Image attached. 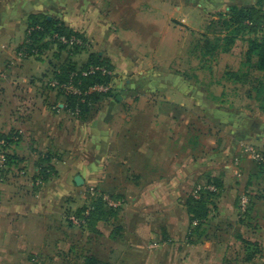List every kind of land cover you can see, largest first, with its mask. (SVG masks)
<instances>
[{"label": "rangeland", "instance_id": "1", "mask_svg": "<svg viewBox=\"0 0 264 264\" xmlns=\"http://www.w3.org/2000/svg\"><path fill=\"white\" fill-rule=\"evenodd\" d=\"M234 1L238 7L256 6L264 13V0ZM72 3L87 5L81 0L80 2L74 0ZM90 3L92 6L89 4L84 8L91 9L95 17L98 14L97 33L108 29L115 32L118 44L120 43L117 46L126 55L127 60L132 61V69L119 71L104 54L106 48L103 45L100 47L99 42L92 37L91 41L89 36L87 38L85 36V42L76 47L59 42L54 32L37 39L35 44L38 53L17 60L16 50L13 48L3 61L4 70L0 72L4 75L2 79L0 77V89L3 90L0 105V133L21 132L19 137L15 135L11 138L7 152L11 156L18 153L23 157L24 164H27L18 167L19 161L11 158L6 171L0 176L3 200L8 202L16 190H19L21 184L17 182L15 172L21 169L26 173L41 172L42 177L46 173L45 181H49L47 185L50 188L60 181L66 171L69 172L70 164L74 163V167L77 164H85V168L76 169L74 175L82 176V182L77 184L74 180L71 190L57 197L62 203V209L56 219H61L63 224L58 225L54 214L52 216L45 214L38 219L41 223L47 221L52 224L47 226L48 228L46 224L20 222L22 220L18 218L10 221L8 214L0 215V264H87L84 256L88 255L107 261L108 264H182L183 255H186L191 248L192 257L186 264L202 263L203 257L199 254L202 253L200 250L203 248L204 239L199 240L200 235L196 234H192L188 239L189 218L188 213L185 212L188 196L194 194L197 186L213 184L208 182L212 177L207 170L217 169L219 163L215 161L216 154L230 150L228 152L243 154L248 160L257 164L254 154L262 152L263 149L253 141L236 139L227 124L216 120V110L208 108L205 115L193 100L185 111L175 106L172 109L166 108L167 103L172 102V99L176 100V95L168 91L151 90L154 84L148 81L150 80L148 76L155 75L157 70L171 68L176 73L191 79V89L196 97L207 91L209 98L219 96L224 98L220 106L228 112L239 109H250L254 112L261 110L262 114L258 116L264 118V109L259 107L260 103L247 94L254 82L258 79L264 81V71L243 64L248 41L260 37L261 34L242 32L226 51L218 48L210 55H205L203 51L207 46V40L223 38L230 29V26L228 27L224 22L231 15L227 0H91ZM59 8L62 9L56 7V10ZM63 14V10L60 15L52 13L54 17L59 18H54L55 20L68 24ZM29 27L27 22L20 43ZM98 52L103 53L98 54ZM93 53L106 59L111 66L108 67L111 78L105 83L110 88L108 93L112 96L111 102L115 101L116 95L123 97L120 115L125 120L129 118L131 122L127 129L128 138H132L135 132L146 130L148 134L144 133L140 138L141 141L148 143V148H152L155 152H163L166 156L174 152L177 156L176 159H165L153 165L156 168L163 166L178 171V168L184 169L183 156L187 157L190 154L196 161L185 162V168L188 167L191 172L187 180L183 182V177H176V182L179 180L177 183L179 190L173 193L151 192V188L146 185L154 179L150 177L152 172L142 169L139 161L129 160L124 163L112 158L113 160L108 161V164L105 160L100 161L99 164L95 163L94 156L98 151L96 144L99 142L93 134L98 133V136L101 134V122L104 123L107 119L104 117L103 120L97 115L106 106L105 94H100L98 99L90 101L78 115H68L61 110L59 128L56 125L48 127L46 131L42 129L46 117L42 115L37 97L46 98L47 103L42 106H46L49 110H53V106L70 105L66 94L51 82L69 81L67 71L78 72L85 68L89 55ZM236 71L245 72L247 77L237 80L230 77L229 73ZM119 77L128 79L127 83L119 86ZM145 84H149L150 87H146ZM167 96L170 97L169 100L166 99ZM32 103L35 105L30 109ZM174 104L177 103L174 101ZM56 110L60 111L57 108ZM28 113L36 122L35 133L26 126L25 119L29 118ZM183 116L184 121L181 119ZM152 120L157 123L152 125ZM75 121L78 122L77 130L73 128ZM138 122L145 124L146 129L142 131ZM86 125L94 128L84 127ZM119 125H114L113 135L114 132L119 133L120 138L123 137L122 133L126 132H123L124 125ZM157 126L158 129H152ZM24 128L26 132L23 131ZM85 131L89 133L86 137ZM151 134L156 135V143L151 142ZM33 135L39 143L32 141ZM73 136H76V139L71 141L70 137ZM49 140L53 147L47 150L45 144ZM233 142L236 145L231 148ZM131 145H136L134 140L131 141ZM117 146V144L111 145L110 155L114 156L115 152L119 155ZM76 152L85 159L73 162L71 153ZM104 168L106 175L95 178L94 174ZM161 171L163 170L160 169L159 173ZM137 172L145 173V176H136ZM166 177L165 179H168L171 176ZM54 178L56 182L51 183ZM91 188H94V191H91ZM95 192L109 196L108 198L113 201H120L115 208V214H109L108 218L99 221L94 229L90 224L82 226L70 224L69 216L76 214L80 208L98 198ZM142 192H146L145 199L142 197ZM43 197L41 199L33 194L28 199L38 200L41 203L48 201L47 196ZM216 199L217 197L214 201L218 202ZM215 210H210L209 217L212 214L216 215ZM14 216L13 214L10 218ZM116 226H121L123 229L119 232L116 230L115 234L118 237L109 240L110 231L114 232ZM214 227L211 225L208 229L210 237L207 240L210 239L212 242L215 232L221 235V230H214ZM37 231L40 232L37 234ZM232 234L235 233L224 230V235ZM239 242L240 240L237 239L231 246L235 249L239 247V250L236 257L230 259L235 264H247L245 251L240 247ZM69 246H72L71 252ZM205 248H208L210 253L207 264H215L217 250L215 244H209ZM77 254L79 257L76 256ZM255 262L264 264L263 259H255Z\"/></svg>", "mask_w": 264, "mask_h": 264}, {"label": "crops", "instance_id": "2", "mask_svg": "<svg viewBox=\"0 0 264 264\" xmlns=\"http://www.w3.org/2000/svg\"><path fill=\"white\" fill-rule=\"evenodd\" d=\"M72 1L74 0H0V72L2 73L4 70L5 63H3V61L6 59L7 55L10 54L11 49L14 48V50H16L18 45L20 44L19 41L22 39V35L26 23L29 21V17L32 14H42L45 15L47 18L56 19L57 17H54L52 13L55 12V14L60 15V13H62V10L64 13L63 16H65L68 21V24L64 23L66 27H69L74 31L81 32L84 36H86V38L87 36H89L88 38L91 41L92 38H94L96 42H99V46L103 45V47L106 48L104 54L109 57L108 59L111 60L110 62L115 65L119 71L125 72L132 69V61H128L126 55L122 53V51L117 46L120 45V43L118 44L119 41L115 32L108 29L107 31L104 30L102 32L97 33L98 26L96 24V19H98V14L95 17V13L91 11V9L85 10L84 8V6L86 7L89 4L90 6H92L90 3L91 0H81L87 5H80L79 3L75 4L72 3ZM78 2H80V0H78ZM56 7H61L62 9L60 10L59 8V10H56ZM101 53L103 52H98V54ZM136 61L137 60H135V62ZM142 61L144 62V60ZM120 67L122 70L120 69ZM162 70L155 71V75H149L148 78L150 80L148 81H152V83L154 84L153 89L151 90L161 92L168 91V93H174L176 95V100L172 99V102L166 104L168 105L165 106L166 108L172 109L175 106L178 108H182L185 111L188 108L187 105H190V101L193 100L194 104L200 107L204 111L205 115L208 112V108L211 110H216V120H220V122L227 124V126L230 128V131L232 132V135L236 139H245L247 141H253L256 145L264 149V118L258 116L259 114H262L261 110L254 112L250 109H231L232 111L228 112L220 106L222 104V100L224 101V98H220L219 96L217 98L210 97V99L207 94V91L200 97H196L193 93V90L191 89V79H189V77L180 75L171 68ZM3 76L4 75L0 74L1 79ZM127 81L128 79L124 80L122 79V77H119V86L123 85V83L125 82L127 83ZM145 86L150 87L149 84H145ZM2 97L3 90L0 89V105L2 104ZM105 97L106 106L102 111H99L97 115L102 119L104 117L107 119H103L105 121L104 123L101 122V134H99V136L98 133L95 135L93 134V137H95L96 141L98 140L99 142L96 144L98 146V151H96L97 153L94 156L95 163L99 164L100 161L103 160H105L107 163L108 161L110 162L111 160H113L112 158H114V160L119 159V161H124V163L129 160H133L135 162L139 161L141 162L140 167H142V169H146L147 171L149 170L150 172H152L150 173V177L154 179H151L149 185H146L151 188V192L153 191V193L159 194L162 192L173 193L175 190H179V185L177 184L179 180H177L176 182L175 179L176 177H183L182 179L184 182L185 180H187V178L191 176L190 169L188 167L185 168V162H196L193 157L190 154H188L187 157L183 156L182 161L184 163H182V167H184V169L178 168V171H174L169 168L166 169L163 166L162 168H156V166L153 165L155 162L157 163L165 159H176V154L172 152L171 154H168L166 156L163 152H155V150H153L152 148H148V143L141 141L142 139L140 138V136L144 133L148 134V131H143V129L145 128V124H143L142 122L138 123L140 124V128L143 132H135L132 138H128L129 134L127 129L129 127V124L131 125V122L129 118H126L125 120V118L120 115V111L123 105L121 100L123 97L121 95H116L114 102H111L110 100V98L112 97L111 94ZM37 98L40 101L38 105L41 106L42 115L46 117L45 123L42 124V129L44 128V131H46L48 127L56 125H58L57 128H59V117H62V115L60 114L61 111H57L54 108L53 110H49V108H47L46 106L43 107L42 104L47 103L46 98ZM166 99L169 100L170 97L167 96ZM174 101L177 104L173 105ZM33 103L30 104V109H32L35 105ZM28 117L30 118L29 113ZM29 118L27 119L26 117L25 119L26 126L29 128L30 131H33V133H35L34 127L36 126V122ZM181 119L182 121H184V116ZM156 123L157 122H155L154 120L151 121L152 125H155ZM118 124H120L119 126L124 125L123 132H126L122 133L121 136L123 137L120 138L118 137L119 133L116 134V132H114L113 135L114 125ZM77 127L78 122H73L74 130H77ZM84 127L90 129L94 128L93 126L88 127V125ZM158 127L159 126H157L156 128L152 127V129H158ZM24 130L25 128L23 129V131ZM75 134L77 135V131ZM86 135H89L87 131H85V137ZM151 135V142L156 143V135ZM74 139H76V136L70 137L71 141H73ZM36 140V136L33 135L32 141ZM132 140H134V144L136 145L130 146ZM36 142L39 143V141ZM116 144L118 145L117 149L119 155H117L115 152L114 156H112L110 155V147L111 145L115 146ZM235 145L236 144L233 142L231 144V148ZM45 146L48 150L50 149L49 147H53V144L49 140V142H46ZM161 146L163 147L164 145ZM228 151L220 152L214 157L215 161L219 163L216 167L217 169L207 170L210 176L220 183V190L218 195L216 196V200L218 202L215 201V207L213 208V210L216 209V215L214 216V214H212L211 217H209L208 223L205 226V231L199 237V240L204 239L203 248L200 250V252L202 253L199 254L200 257H203V259L202 263L199 264H207V258L210 256V253L209 249H206L205 247H207L209 244L211 245L212 243L215 244V248L217 249L215 251V264H235L232 261H229L227 263L224 262V258L228 257L230 259L231 257H236L239 247L237 246L238 249H235L231 246L234 245V242L237 239L240 240V237L242 239H245L246 241V244L242 243L240 247L244 249V254L247 255V264H261L256 263L255 259L264 260V173L260 170V168L255 162L248 160L245 155L233 154L232 152ZM15 155L13 156L14 159L16 161H19L20 164L19 166L17 165L18 167L27 165L24 164V159L22 156L20 157L18 153ZM71 157L73 162H78L85 159L82 158V156L79 155L77 152L74 154L71 153ZM145 162L151 163L146 164ZM73 164L74 163L70 164L69 172L67 173L66 171L59 182H56V178L52 179L53 181L51 183H56L54 184V187L50 188L47 185L49 181H45L46 179H41L37 171H33V173L28 171L29 173H26L25 170L21 169L18 172H15L17 174L15 178L17 182L21 184L20 188L18 191L16 190L12 198H9L8 202L3 200V197L1 195L2 191L0 190V215L8 214L11 217V215L14 214V218L9 217L10 221H12V219L18 218V220H22L20 222L25 221V223L35 222L36 224H46L45 226L46 228H48L47 226H50L52 224H49L47 221L41 223L38 221V219H41L40 217H44L45 214L49 216H52L54 214L55 221H58V225L63 224L61 219H56L62 209V203L57 197L62 195V193L71 190V188L73 187L72 185L74 184V175L76 169L85 168V164H77L75 167ZM155 169L156 171H154ZM160 169L163 171L164 169H166L167 172L161 171L159 173ZM88 170L89 169L87 168V172ZM207 172L206 174H208ZM146 174H149V172H146ZM94 175L95 178L97 176L99 177L101 175H106L105 168L101 169V172L98 171ZM135 175L145 176V173L143 174L141 172H137L135 173ZM166 176H171L169 178L172 179H165L167 178ZM81 178L83 177L81 176ZM243 193H246L249 198V203L245 210L246 213H244L240 209L238 204L239 196ZM33 194L39 196V198L41 199L43 196H47L48 201L45 200V202L41 203L38 202V200L34 201L28 199V197L33 196ZM142 194L143 199H145L146 192H142ZM211 225L215 226L214 230H221V235H219L217 232L213 234V240L215 242L210 241V239L207 240L210 237L208 229L209 227H211ZM116 227L117 228L114 230V232L112 230L110 231L111 233L108 237L109 240H114L116 237H118L115 234L117 233L116 230L119 232L123 229V227L121 226ZM224 230L233 231V233L235 234L226 236L224 235ZM39 232L40 231H37V234ZM120 237L122 236L120 235ZM191 257L192 248L191 250L188 249L186 255H183L181 263L186 264V262H189V259Z\"/></svg>", "mask_w": 264, "mask_h": 264}, {"label": "trees", "instance_id": "3", "mask_svg": "<svg viewBox=\"0 0 264 264\" xmlns=\"http://www.w3.org/2000/svg\"><path fill=\"white\" fill-rule=\"evenodd\" d=\"M230 4V12L231 15L228 20H224L225 24L230 28L228 30V33H226L223 38H215L213 41L207 40V46L205 47V50L203 51V54L210 55L215 49H222L223 51H226L229 49L228 47L230 44H233L236 38L240 35L242 32H260V37L252 38L248 41L247 48L244 52V65H248L250 67H253L257 70L264 71V32H262V24H264V13L260 10V8H256V6H236V3L234 0H227ZM28 25L30 27L40 25L42 29H33L31 30V33L29 34V37L31 39L30 48L36 47L35 42L38 38H43L45 36L51 35L53 32L57 33L59 35H65L66 37H70L71 35H74L82 40V44L85 42V36L78 31H74L71 28L66 27L62 22H58V20H55L53 18H47L46 16L42 14H32L29 17ZM26 38V35H25ZM18 45L17 49L24 44V40ZM220 40L222 43H220ZM61 42V41H59ZM82 44H72V46L79 47ZM65 45V43H64ZM67 45V44H66ZM16 49V50H17ZM88 65H100V66H106V68L111 67L109 62L106 59H103L100 55L93 53L90 54L87 60V64L84 66L85 68L88 67ZM87 66V67H86ZM84 69V68H83ZM82 69V70H83ZM81 71V70H80ZM80 71H67L69 79H70V73L75 72L74 76L72 77L71 81L82 91L86 90L90 85H93L95 83H105L110 80L111 76L109 74H102L100 71H95L94 73L88 74L86 76H83ZM230 77L233 79H245L247 77V74L245 72H231L229 73ZM64 79V78H63ZM68 81V80H67ZM65 80V82H67ZM251 90L253 92L251 93ZM109 90L106 92H92L90 94H86L82 96L84 99L83 101H80L82 98L77 95L68 94L66 95L70 105L74 106V104H78L80 107V112H82L84 107H87L89 105L90 101H95L100 97V94H105V96H109L110 93ZM248 97L253 98L256 102H259L260 108L264 109V81L261 79H258L256 82L252 84V86L247 91ZM56 109V107H54ZM19 132H8V133H0V138H4V140L7 142L5 146V154H6V167L0 168V176L5 169L7 168V165L11 162V158L14 159L13 156H11L7 152V148L11 143V138L15 135H18ZM262 156L264 157V149L262 152H260ZM256 161V160H255ZM257 162V161H256ZM257 165L259 166L260 170L264 173V163L263 162H257ZM42 170V169H41ZM42 173H39V176L41 179H46V173H44L43 177L41 176ZM215 186V190L211 191L208 189H200L198 192V196H188L185 206L188 213V239H190L192 234L196 235H202L205 231V226L208 223L209 219V213L210 210L215 207V201L214 198L219 193L220 190V183L216 179H211V181ZM242 195H246V193H243ZM214 197V198H213ZM240 197L238 199V204L240 203ZM248 198V196H247ZM249 203V198L247 205ZM246 205V208H247ZM87 206H92L90 215L86 221L85 224H90V226L94 229V226L101 220H105L108 218L109 214H115V208L107 207L104 202L98 197L97 199H94L88 204ZM86 206L80 208L77 215H80L83 209ZM240 207V204H239ZM245 208V210H246ZM245 210H242L244 213H246ZM70 222V220H69ZM70 224H72L70 222ZM74 225V224H72ZM200 237V236H199ZM192 241H195L191 239ZM241 244H246L245 239H242L240 237ZM246 247V246H245ZM72 246H69V251L71 252ZM246 250V249H245ZM64 254V253H61ZM79 257V255H76ZM85 263L87 264H108L107 261L104 260H98L95 256L88 255L84 256ZM245 259L247 260V255H245ZM231 259L228 257L224 258V262H229Z\"/></svg>", "mask_w": 264, "mask_h": 264}, {"label": "built area", "instance_id": "4", "mask_svg": "<svg viewBox=\"0 0 264 264\" xmlns=\"http://www.w3.org/2000/svg\"><path fill=\"white\" fill-rule=\"evenodd\" d=\"M262 31L264 30V24H262ZM33 29H42V27L40 25H36V26H32L27 28V34H26V38L24 40V44H22L15 52H16V59L17 60H21V59H25L28 58L29 56H32L36 53H38V48L36 47H31L30 48V43H31V39L29 37V34L31 33V30ZM55 37L57 38V40L61 41L62 43L68 44V45H72V44H82V40L79 39L78 37L71 35L70 37H66L65 35H59L57 33H54ZM53 34V35H54ZM12 62V61H11ZM95 71H100L102 74H109L111 73V71L106 68L105 66H100V65H90L87 68H84L83 70H81V74L83 76H86L88 74L94 73ZM75 72H71L70 73V80L67 82H60V81H53L51 82V84L53 86H55L57 89H60L64 92V94L68 95V94H73V95H77L80 96L82 98V96L86 95V94H90L92 92H106L108 91L110 88L106 83H95L93 85H90L86 90L82 91L81 89H79L72 81V77L74 76ZM84 99L82 98L81 101H83ZM56 108L58 110H62L64 111L66 114L68 115H78L80 112V107L79 105L76 103L74 104V106H69L68 104H64L62 106H56ZM6 141L4 140V138H0V168H5L6 164V154H5V146H6ZM255 158L254 160H256L257 162H263L264 163V157L262 156V154L260 152H257L254 154ZM264 168V167H263ZM198 188L194 189V196H198V192L200 189H208V190H215V186L214 184H207L205 186H197ZM91 191H94V188H91ZM97 195V197H99L106 206L111 207V208H116L120 201L117 202L116 200H111L110 198H108L107 196L101 194L100 192H95ZM248 202V198L246 195H241L240 197V209L241 210H245L246 205ZM92 206H86L83 211L81 212L80 215L74 214L69 216V220L72 224L74 225H78V226H82L86 223L90 212H91Z\"/></svg>", "mask_w": 264, "mask_h": 264}, {"label": "water", "instance_id": "5", "mask_svg": "<svg viewBox=\"0 0 264 264\" xmlns=\"http://www.w3.org/2000/svg\"><path fill=\"white\" fill-rule=\"evenodd\" d=\"M74 180H75V182H76L77 184H80V183L82 182V178H81L80 175H76L75 178H74Z\"/></svg>", "mask_w": 264, "mask_h": 264}]
</instances>
